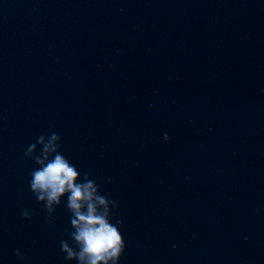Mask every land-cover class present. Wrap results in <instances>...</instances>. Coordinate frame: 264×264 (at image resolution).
<instances>
[{
  "label": "water",
  "instance_id": "95a60500",
  "mask_svg": "<svg viewBox=\"0 0 264 264\" xmlns=\"http://www.w3.org/2000/svg\"><path fill=\"white\" fill-rule=\"evenodd\" d=\"M53 132L119 264H264V0H0V264H80L29 187Z\"/></svg>",
  "mask_w": 264,
  "mask_h": 264
},
{
  "label": "clouds",
  "instance_id": "9594fccd",
  "mask_svg": "<svg viewBox=\"0 0 264 264\" xmlns=\"http://www.w3.org/2000/svg\"><path fill=\"white\" fill-rule=\"evenodd\" d=\"M58 140L55 132L48 138L44 135L38 137L42 151L34 159L40 167L30 174V190L38 201H46L49 210L67 196L66 207L72 213L71 225L75 231L71 236L76 249L68 242H62L66 259H77L80 264H119L127 242L118 226L123 222L113 223L110 217L109 205L118 207L117 202L101 195L98 185L87 174L84 182H80V171L61 153ZM36 149L37 143H31L24 155L33 156ZM22 216L29 217L27 210L22 212ZM16 255L23 258L18 250Z\"/></svg>",
  "mask_w": 264,
  "mask_h": 264
}]
</instances>
